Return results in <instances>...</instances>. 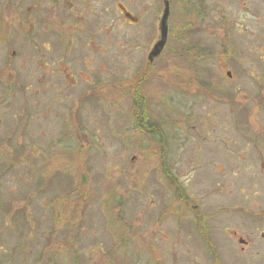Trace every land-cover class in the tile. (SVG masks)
<instances>
[{
	"label": "rangeland",
	"instance_id": "rangeland-1",
	"mask_svg": "<svg viewBox=\"0 0 264 264\" xmlns=\"http://www.w3.org/2000/svg\"><path fill=\"white\" fill-rule=\"evenodd\" d=\"M167 1L169 44L146 79L162 1L99 0L85 21L109 75L91 62L75 88L64 76L91 52L23 38L0 1V264H264V240L240 252L231 233L264 232V0ZM137 76L164 152L131 116L122 87ZM80 103L102 108L70 115Z\"/></svg>",
	"mask_w": 264,
	"mask_h": 264
},
{
	"label": "flooded vegetation",
	"instance_id": "flooded-vegetation-1",
	"mask_svg": "<svg viewBox=\"0 0 264 264\" xmlns=\"http://www.w3.org/2000/svg\"><path fill=\"white\" fill-rule=\"evenodd\" d=\"M1 1V0H0ZM162 1V4L164 3V0ZM4 2V11L11 12V14L14 15V17L17 20L18 25L20 26V34L24 38L27 37L28 39H33L34 36H37L39 34L45 35L49 34L51 38H53L54 42V47L56 48L57 46L62 48V52L65 56H67V51L70 52L74 56V58L77 57L79 50H84L90 51L91 54L85 55L86 56V63L82 62V68L84 69L83 72H79L78 74H75L72 71H69L64 78H70L74 84L72 85L73 88L76 87L77 82H82L87 85H91L90 82V72L93 70L91 62L96 63V68L98 72L100 73L99 76L103 78H107L109 75V71L107 68L102 65V62L104 60L103 53L104 50L101 47H98V45H94L96 41V36H95V30L94 26L87 25L85 18L88 14V12L97 9V7L100 6L99 0H2ZM144 6L142 5V9ZM120 11L119 13L122 14L125 18L124 22L127 24L129 27H136L139 25V22L141 19L139 17H135L134 14L132 13V10L129 9H122V5H120ZM109 8H105L104 12L108 13ZM5 23H2L1 29H6V26H4ZM89 26L91 30L87 27ZM112 27V26H111ZM119 28V25H113L112 31L116 30ZM109 32V33H111ZM142 33L144 34L145 38L146 36H149L147 33L146 27H144ZM4 39L7 37V35H3ZM109 35V34H108ZM90 36L93 40H89ZM168 38H169V33L166 37L165 41V46L162 50V52L159 54L160 56L163 55V52L166 51L168 47ZM2 38H0L1 40ZM155 43V42H154ZM154 43L150 50L153 48ZM57 45V46H56ZM46 49L47 47H43ZM149 50V51H150ZM48 51V50H47ZM122 50L119 52H115L116 57L121 59L122 55H119ZM83 55V54H82ZM156 57L153 59L152 62L148 61L149 57V52L147 53V58L144 64L145 67V73L143 76L146 79H149V72L153 68V64L155 61L160 57ZM77 60V58H76ZM87 70V73H85ZM250 75H256V74H250ZM138 79V80H137ZM137 80L136 84L130 85L128 87H122L125 90L128 91V94L130 95V99L132 100V103H130L129 109H132V114L131 116L133 117V120L136 121V127L137 130L144 136L146 137V140H155V142H158V146L160 151L164 152V140L160 138V129H159V119L157 117H154L148 110V103L149 101L145 98L144 89L145 85L143 86L144 89L140 88V84L143 80L140 79L139 76L135 79ZM103 90V89H101ZM91 91V90H90ZM114 92L112 94L108 92H103L104 96H107V98L111 95H117V97L123 92L122 89L120 88H114ZM142 92V94H141ZM92 93V91H91ZM167 94L163 95L162 97L165 98ZM122 95L121 97H123ZM144 98H143V97ZM170 96V94H169ZM87 97L89 95L87 94ZM165 99H163L164 101ZM162 101V102H163ZM102 105H91V106H82L81 103L78 105H75V108L73 111L70 113V115H81V113L90 111L91 107L94 109L97 108H102ZM112 106V107H110ZM114 106H118L116 103L109 104L107 106H103L102 111L106 112L105 109L108 107V111H113L117 110ZM68 108H65L67 112ZM81 110V111H80ZM145 111L147 115L145 114ZM148 115H150V118L153 120V122H149ZM72 123V122H71ZM77 123V124H75ZM81 122H74L73 123V130L75 128H78L75 130V136L79 138V141L81 142V139L83 138L81 130H79V127L81 126ZM264 125L260 127V130L262 133H264ZM128 132V131H127ZM256 146V145H255ZM263 146V144L261 145ZM82 149V148H81ZM245 157H249L252 162H262L263 160L261 157H259L258 153H254L250 156H239L241 161L245 159ZM255 159V160H253ZM173 181V179H171ZM183 203H185V200H182ZM186 204V203H185ZM195 207H192L193 210ZM191 209V210H192ZM263 217L264 215L261 214ZM260 222H264V218L262 220H258ZM204 228V230H203ZM207 226H202L199 224V221H197L195 228H194V233L197 234L199 239H201L202 242H206L207 245L210 246L211 248V253H213L212 250V245L210 244V240L208 239V234L206 229ZM206 229V230H205ZM262 232V231H261ZM233 240L236 241V243L239 245V251L243 252L247 246L251 244V246L254 248L255 244H262L261 241L264 240V232H262L260 235H257L251 239H244L241 237V234L238 233V231H231ZM228 232V234H231ZM197 237V239H198ZM201 237V238H200ZM13 250H9L8 254L12 256Z\"/></svg>",
	"mask_w": 264,
	"mask_h": 264
},
{
	"label": "water",
	"instance_id": "water-1",
	"mask_svg": "<svg viewBox=\"0 0 264 264\" xmlns=\"http://www.w3.org/2000/svg\"><path fill=\"white\" fill-rule=\"evenodd\" d=\"M163 14L161 19L159 20V27H158V33H159V39L154 43L152 50L149 53L148 61L152 62L154 58L158 57L159 54L162 52L164 48V43L166 41L167 37V19L169 16L168 11V1L164 0V8H163Z\"/></svg>",
	"mask_w": 264,
	"mask_h": 264
},
{
	"label": "trees",
	"instance_id": "trees-1",
	"mask_svg": "<svg viewBox=\"0 0 264 264\" xmlns=\"http://www.w3.org/2000/svg\"><path fill=\"white\" fill-rule=\"evenodd\" d=\"M54 256V254H52Z\"/></svg>",
	"mask_w": 264,
	"mask_h": 264
}]
</instances>
